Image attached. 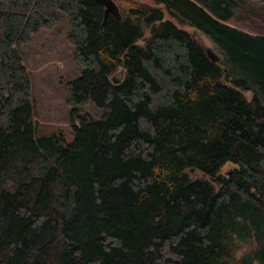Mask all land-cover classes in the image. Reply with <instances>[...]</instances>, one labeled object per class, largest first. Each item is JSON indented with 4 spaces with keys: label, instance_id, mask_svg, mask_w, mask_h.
Segmentation results:
<instances>
[{
    "label": "trees",
    "instance_id": "trees-1",
    "mask_svg": "<svg viewBox=\"0 0 264 264\" xmlns=\"http://www.w3.org/2000/svg\"><path fill=\"white\" fill-rule=\"evenodd\" d=\"M115 4L0 0V264H264V0ZM59 13L64 101L100 110L69 142L34 119L20 48Z\"/></svg>",
    "mask_w": 264,
    "mask_h": 264
},
{
    "label": "rangeland",
    "instance_id": "rangeland-1",
    "mask_svg": "<svg viewBox=\"0 0 264 264\" xmlns=\"http://www.w3.org/2000/svg\"><path fill=\"white\" fill-rule=\"evenodd\" d=\"M179 26L189 32L205 50L219 56L217 48L206 36L187 25ZM67 31L66 16L59 13L58 21L53 27L40 31L29 43L20 47L24 64L32 79L34 119L44 130L62 133L65 142L72 139L69 126L71 116L76 118V114L82 115L85 112L90 113L93 118L100 116V110L92 102L72 112V106L64 101L65 82L77 77L81 69L71 55L72 46L64 39ZM232 168V164L226 163L221 173L225 174Z\"/></svg>",
    "mask_w": 264,
    "mask_h": 264
},
{
    "label": "water",
    "instance_id": "water-1",
    "mask_svg": "<svg viewBox=\"0 0 264 264\" xmlns=\"http://www.w3.org/2000/svg\"><path fill=\"white\" fill-rule=\"evenodd\" d=\"M97 4L103 6L104 8V20H106L107 16L109 14L114 15L117 19H120V15H119V11H118V7L115 4V2L113 0H94ZM206 54L208 55V57L212 60V61H216L219 59V56L210 53L209 50H205ZM123 75V70H119L117 72H115L113 74V76L111 77V81L112 83L116 84L118 82H120L121 78Z\"/></svg>",
    "mask_w": 264,
    "mask_h": 264
}]
</instances>
